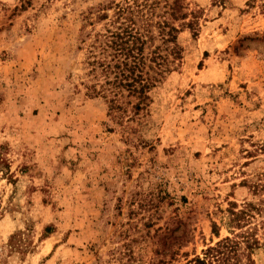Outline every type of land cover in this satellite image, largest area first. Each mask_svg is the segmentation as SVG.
Segmentation results:
<instances>
[{"label":"rangeland","instance_id":"1","mask_svg":"<svg viewBox=\"0 0 264 264\" xmlns=\"http://www.w3.org/2000/svg\"><path fill=\"white\" fill-rule=\"evenodd\" d=\"M125 1L154 37L138 110L105 68ZM136 1L0 0V264H186L226 237L264 264V0Z\"/></svg>","mask_w":264,"mask_h":264},{"label":"trees","instance_id":"2","mask_svg":"<svg viewBox=\"0 0 264 264\" xmlns=\"http://www.w3.org/2000/svg\"><path fill=\"white\" fill-rule=\"evenodd\" d=\"M133 2L135 4L137 1L133 0ZM124 4L125 6L121 4L115 5L117 8V18L122 21L118 22L119 26L117 27V31L111 34V40H109L110 46L104 43L105 47L113 50L112 57L115 59L112 60V62H114L112 66L108 64L105 65V68H112V70H115L112 85L118 91L126 90L128 91V94L130 96L135 97L138 100L135 105V109L138 110L140 109V106L144 104L146 100L149 99L148 92L153 87L154 83V79L148 77L145 78L146 73L143 72L147 60V57L143 55V52L144 49L147 48L146 45L148 43L151 44V42L154 40V37L151 31L147 29V26H142L136 29L134 28V11L131 9V6L127 1H125ZM137 6L138 5H135V7ZM136 13H139V11H136L135 15ZM170 16H173V13L170 14ZM181 18L184 19V15H182ZM163 24L164 26H162L161 30L159 31V36L162 39V43L163 45L173 44V47L170 48V52L174 56V58L179 59L180 51L178 50L175 44L176 34L178 33V31L174 27L168 26L166 23ZM182 25L193 31H196L197 28L196 19H192L187 23H182ZM102 43L103 42H101L100 45ZM100 45L99 47H102ZM167 48L168 47L166 46V49ZM101 49L104 50L103 48ZM156 49L159 50L158 47H155L154 51L151 52V55L153 56L149 59V62L156 63L158 59H162V56L159 55V52H156ZM156 64H158L157 66L159 67H161L162 65L159 63ZM112 107H116V105L113 104ZM230 216L232 217L228 220V229L232 227V224H236L235 222H237L238 220V214L230 212ZM45 233L50 234L51 228L46 227ZM244 242L247 245V250L249 251H252L254 249L253 246L258 244L256 240L250 244L247 240ZM240 246V242L226 237L221 241L217 242L214 247L207 248L203 258L196 257L188 261L186 264L218 263L219 260H223L224 257V263L236 264L230 263L231 261L229 259H235V256L237 255V250ZM262 246L264 247V244ZM247 261L248 263L246 264H253V261L251 260L250 256H248Z\"/></svg>","mask_w":264,"mask_h":264}]
</instances>
